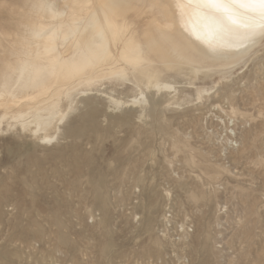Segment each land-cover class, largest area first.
I'll return each mask as SVG.
<instances>
[{
    "label": "rangeland",
    "instance_id": "obj_1",
    "mask_svg": "<svg viewBox=\"0 0 264 264\" xmlns=\"http://www.w3.org/2000/svg\"><path fill=\"white\" fill-rule=\"evenodd\" d=\"M41 1L0 0V264H264V35L209 55L120 0L101 57L95 0Z\"/></svg>",
    "mask_w": 264,
    "mask_h": 264
},
{
    "label": "bare ground",
    "instance_id": "obj_2",
    "mask_svg": "<svg viewBox=\"0 0 264 264\" xmlns=\"http://www.w3.org/2000/svg\"><path fill=\"white\" fill-rule=\"evenodd\" d=\"M226 2H230V0H226ZM241 2H244V0H236L237 4ZM171 3H172V7L175 9L176 12L177 29H179L185 36L189 37L190 40H193L199 45H201L202 50L208 53L209 55L221 56L224 58L233 57L234 55L238 54V52L244 51L249 47H251L256 42L257 38L262 36L260 34L262 30L258 27L255 28L257 35L252 37L248 36V33L253 31V28L246 27L245 25L258 24L259 19L252 18L253 14L245 8L234 7L232 9V11L235 13L234 18L236 19V23L233 24L231 21L227 20V18H224L223 23L227 25V28L225 29L222 26L218 27L213 20L209 19L208 17L209 10L207 8L199 7L198 0H171ZM94 4L99 13L98 21L102 29L104 30L106 37H100L96 35L92 29H89L82 36V38L85 44L90 49L94 50L95 52H99V54L102 57V55H104L106 51H108L111 48L110 36L106 33L104 16L105 13L107 12L108 14L106 15L107 16L109 15V17L111 18V13H114L116 7L118 6L116 5V0H95ZM53 5L55 6L54 8ZM58 5H59L58 1L42 0L40 4L36 6L37 7V9H35L36 11L35 10L34 11L36 14H38V12L44 8L46 13L48 14L54 13L56 15L57 13H59L60 10L58 8L59 7ZM221 15L222 14L220 13H216V16H221ZM156 27H158V29L160 28V30H164V29L170 30L169 23L167 24L160 23V25H156ZM99 46H102V48ZM153 49L159 50L160 46L154 45ZM173 58H175V56H173ZM198 71L199 72H197L195 75L201 72V70ZM172 87L173 86L170 87L167 83H161L158 81H156L153 84V88L157 90H162V89L164 90V88L166 89ZM8 94L9 92L5 88L3 91L0 92V99L7 96ZM56 117L57 115L55 114H49V115L37 114L32 118L23 117L24 119L23 126L33 127L34 128L33 133L37 135L41 132H45L46 130H48L52 126L53 121L55 120ZM3 119L4 118H2L0 122H2ZM63 119L64 117L62 118V120ZM44 141H49V139L45 138Z\"/></svg>",
    "mask_w": 264,
    "mask_h": 264
},
{
    "label": "snow or ice",
    "instance_id": "obj_3",
    "mask_svg": "<svg viewBox=\"0 0 264 264\" xmlns=\"http://www.w3.org/2000/svg\"><path fill=\"white\" fill-rule=\"evenodd\" d=\"M198 6L207 8L209 10L208 17L213 20L217 26H222L225 29L227 25L223 23L224 18L231 21L233 24L236 23L235 13L232 11L234 7H241L247 9L253 14L252 18H258L259 23L253 25H245L246 27L253 28V31L248 33L249 37L257 35L255 28H260L261 35H264V0H244V2L236 3V0H198ZM216 13L222 14L221 16H216Z\"/></svg>",
    "mask_w": 264,
    "mask_h": 264
},
{
    "label": "crops",
    "instance_id": "obj_4",
    "mask_svg": "<svg viewBox=\"0 0 264 264\" xmlns=\"http://www.w3.org/2000/svg\"><path fill=\"white\" fill-rule=\"evenodd\" d=\"M116 5L118 6V12H120L121 13V11H122V4L120 3V0H116ZM97 20V19H96ZM116 20H120V17L118 18V19H116ZM115 20H112L110 17H109V15L107 16V19L105 20L104 19V22H105V25H106V28L107 27H109V26H111L112 25V22H114ZM97 22H99L98 20H97ZM92 30H93V28H92Z\"/></svg>",
    "mask_w": 264,
    "mask_h": 264
}]
</instances>
